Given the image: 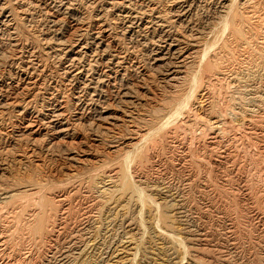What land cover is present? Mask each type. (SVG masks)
<instances>
[{
	"label": "rangeland",
	"instance_id": "obj_1",
	"mask_svg": "<svg viewBox=\"0 0 264 264\" xmlns=\"http://www.w3.org/2000/svg\"><path fill=\"white\" fill-rule=\"evenodd\" d=\"M4 1L13 22L0 25V85L33 71L21 73L28 51L39 83L27 113L0 106V264L65 254L58 264H264V0H190L184 17L156 0L167 23L156 36L180 50L158 65L137 33L122 35L106 0H71L63 40L75 19L91 26L101 15L131 52L122 74L90 90V109L67 106L72 145L43 130L35 146L19 126L43 119L50 93L73 99L61 77L69 62L42 46L44 6ZM102 105L114 126H97ZM74 150L86 161L68 167Z\"/></svg>",
	"mask_w": 264,
	"mask_h": 264
},
{
	"label": "bare ground",
	"instance_id": "obj_2",
	"mask_svg": "<svg viewBox=\"0 0 264 264\" xmlns=\"http://www.w3.org/2000/svg\"><path fill=\"white\" fill-rule=\"evenodd\" d=\"M106 1H107V4L109 5V9L112 12L117 13L115 16L116 17L115 20H117L116 25L120 24L119 27L122 31V35L130 38L128 40H132V35L137 33L136 37L138 36L139 42L141 41V43L143 44L144 43L143 39H144L146 41V43L149 45V48L151 47V50H150L151 51V61H152L153 65L162 64L163 61H167L170 58H180V50L175 48V47H178L177 44H175V42L177 41L176 39H171V37L168 35L167 36L166 35L156 36L158 34V32L159 31L161 32L163 30V28H165L167 25L166 19L164 18V16L160 12V10H158V5H157L158 1H156V0H136V1L135 0H106ZM189 1L190 0H170V3L172 4V6H174L176 8L178 7V10L175 11V12H178L177 13L178 16L184 17L187 14V12H189V6L190 5L187 4ZM15 3H17L19 6L26 4V5H30V6L39 7L42 5L46 8L45 13H47L49 16V18H48L49 21H48L47 27H48V30L50 32L51 37L48 39L43 38L42 46L47 48L49 53H51L52 55L53 54L56 55L58 59H60L62 57H66L68 59L67 62H69V63H67L68 65H67V67H66V69L63 72L61 77L62 78L69 77V82H67V83H69V84L71 83L70 84L71 89H72L71 97H73V99H68V100H65V99L60 100L59 99L61 101L60 102L58 100L57 95L54 92L50 93V96H49L50 98H48V99H50V102H49L48 107H47L48 109H46V110H49V112L44 114L43 119H38L37 117L32 116L33 118H31V119L29 118L27 121L24 120L21 123V126H19L17 138L20 140H23V141L27 140V142L30 141L31 143H33V146H35V143H37L39 141V137H40L39 135L43 132V130H46L47 132H49V135H50V138L52 141V145L53 144H55V145L61 144L62 145L65 143L66 144L69 143V145H72V143L68 141L71 138V134H70L71 124H69L67 122V120L70 119V116H69V118H68V116H66V112L68 111L67 106L72 105L73 109L76 108V109L80 110L81 108L82 109L86 108V107L88 108V106L90 105L88 108V109H90L91 106L95 103V101H96L95 98L97 96V94H96L95 96L92 95L94 97L88 98L87 96H90V95H88L90 90H92L93 92H97L98 88L101 87V84H104V83L110 84L114 75L122 74L121 71L123 72L125 70V68H126L125 64H126L127 60L129 59L131 51H129V50H128L129 52L125 51L124 54L122 55V53L116 48V46L114 44L116 43V39H117L118 35H116V34L113 35V32L111 31L110 25L107 24L105 21H103L104 18L102 19L101 15L97 16L98 18L96 19V22L94 24H91V26H89V25L86 26V24L83 23V21H81L80 19L74 18L75 21L69 27V31L67 33V36H65L66 40H63V35L61 34L63 32L62 30H64L62 28L63 23L61 22L62 21V15L66 14V13H70V14L74 13L73 12L74 9L72 8L71 0H16ZM7 5H8L7 2H5L4 0H0V25H3V26L5 25V26L9 27V26H11L13 19L11 18V14H9V13L7 14V12H6V9H7L6 6ZM19 6L17 8H20ZM24 9H25V7H24ZM24 9H20V10L22 11ZM22 13H26V12L23 11ZM9 29H10V27H9ZM9 45H11V44H9ZM23 47H24L23 45L20 46L19 53L23 52V49H24ZM9 48H10V46H9ZM15 49H17V48H15ZM32 53H33V51H28L26 66H24V65L21 66V73L23 71L25 72V70H28V69H32L33 71L31 70L32 72L30 71L31 73L25 74L24 77L18 76L17 80L15 81V84L13 86L8 85V86L4 87V86L0 85V106L1 105L3 107L14 106V107L18 108V110L21 109V112L27 113L28 108L30 106V103L34 100V97L36 96V94L34 95L33 92L36 89V87H38L37 84L39 83L37 81L36 74H35V72L37 71V68L34 67L35 63L33 62V60H31L33 57ZM83 55L86 58V62L84 60ZM20 61H22V60H19V62ZM80 62H82L83 65H80ZM172 65H174V64H171V66ZM175 65H177V64L175 63ZM94 66L96 67V71L89 73L93 70ZM38 75L39 74L37 73V77H38ZM41 78H42V76H41ZM54 89H55V87H54ZM126 93H128V92H126ZM122 94L124 95V93H122ZM128 95H129V93H128ZM51 99H55L54 104H53V100H51ZM71 101H74V102L71 103ZM100 101H101V99H100ZM125 101H127V100L125 99ZM125 101L123 100L121 102L124 103ZM108 105H110V104H107V106ZM102 106H104V105H102ZM105 106H104V108H101L98 111L99 116H96V117H99L98 122L100 124L97 125L98 127L101 125L110 126L109 124H111V126H114V125H112V122H114L115 116L114 117H113V115H111L112 117L106 116L105 115ZM92 109H93V107H92ZM84 111H85V109H84ZM122 112H123V114H125L124 111H122ZM74 118H76V117H74ZM93 119H95V118H92L91 121ZM120 119H121V117H120ZM83 120H85V115L81 111V113H79V115L77 117V121L79 123V122H82ZM96 124H94V125H96ZM72 126H74V125H72ZM106 128H107V126H106ZM77 150L69 151V152L67 151L68 153L66 154L65 160H66V164L68 167H72L75 164L83 163L86 161L85 158H83L85 155L80 154L81 151H77ZM84 152L85 151H82V153H84ZM5 194L7 195V192H5ZM2 195H4V193ZM47 212L48 211H46V213ZM191 233H192V231H191ZM195 244L197 245V243H195ZM200 244H201V242H200ZM191 254H193V253H191ZM58 257H60V255ZM66 257H67V254L62 256L60 259L58 258L57 264L61 263L64 260V258H66Z\"/></svg>",
	"mask_w": 264,
	"mask_h": 264
}]
</instances>
